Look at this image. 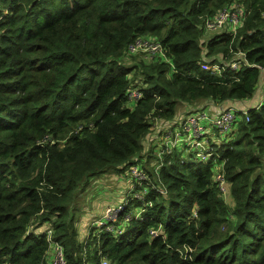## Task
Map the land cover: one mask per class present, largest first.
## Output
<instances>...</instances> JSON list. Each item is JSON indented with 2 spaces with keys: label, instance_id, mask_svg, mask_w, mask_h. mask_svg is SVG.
I'll list each match as a JSON object with an SVG mask.
<instances>
[{
  "label": "trees",
  "instance_id": "16d2710c",
  "mask_svg": "<svg viewBox=\"0 0 264 264\" xmlns=\"http://www.w3.org/2000/svg\"><path fill=\"white\" fill-rule=\"evenodd\" d=\"M231 1L0 0V264H51L46 223L64 264H264V96L247 118L235 110V132L218 150L232 205L212 158L186 162L174 151L142 160L154 158L151 169L142 163L148 204L118 235L91 228L81 243L71 212L91 177L123 172L137 154L141 162L150 118L173 119L178 103L254 95L264 0H241L247 12L236 35L200 45L201 17ZM144 35L161 43L173 69L143 54L125 64L128 45ZM236 52L245 58L237 69L201 66ZM134 85L140 96L129 108ZM139 206L128 201L120 221Z\"/></svg>",
  "mask_w": 264,
  "mask_h": 264
},
{
  "label": "built area",
  "instance_id": "2783aa9c",
  "mask_svg": "<svg viewBox=\"0 0 264 264\" xmlns=\"http://www.w3.org/2000/svg\"><path fill=\"white\" fill-rule=\"evenodd\" d=\"M246 12V6L241 0H233L213 15L202 17L201 27L203 30L209 32L225 30L227 33H235L236 30L243 25ZM139 52L147 53L149 58L157 61L167 62L170 68H174L171 58L166 55V51L161 43L151 35L138 36L128 45L129 54H136ZM235 54L236 57L232 58L229 62H224V64L218 62L206 64L203 62L201 66L202 68L210 69V73L212 74H220L222 69L225 70L227 67L237 69L245 63V58L243 52H236ZM139 96L140 92L137 87L128 88V106L133 107ZM235 110L238 109L229 107L220 109L216 114H211L204 106H199L197 109L187 111L183 115L173 119H163L158 116L152 117L149 126L150 130L147 134V140L150 141L151 151L147 150L146 153L148 154V151H150L155 157L162 158L164 154L174 151L181 152L183 149H187L188 152L194 153L196 158H200L201 160L212 158L214 162L213 169L215 168V171L213 170V178L217 181L220 193L224 194L226 191V180L222 170V162H217L216 158L218 157V152L213 150L215 146L212 143L218 145L219 134L224 131H228L226 138H231V135L234 133L233 124L236 119ZM242 112L246 114L247 118V111L245 110ZM154 129L157 131L154 132ZM214 132L217 134L215 140H213ZM201 136H205V140H201ZM142 158L146 157L144 156ZM124 173V175H131L127 177L130 189L127 201L120 202L117 205L107 206L102 216L103 221H101L98 226L95 224L100 228L99 230L108 229L115 235H118L122 231L129 219V215L127 214V217H125L121 223L118 221L119 214L127 206L128 200H138L140 202L141 209L135 214L137 218L141 217L140 214L143 210V206L148 204L143 201L142 198L145 193V187H141L148 182V176L146 175L145 169L142 167V163L139 162L138 157H133V161L125 168ZM158 188L162 193L165 192L162 187ZM156 232V230H153L154 234H156ZM51 235V229L46 230V236L50 246L49 252L51 253L50 260L52 259L51 264H64L62 245L58 241H55ZM98 253H100V251ZM101 264H108L104 257H102Z\"/></svg>",
  "mask_w": 264,
  "mask_h": 264
},
{
  "label": "rangeland",
  "instance_id": "374dc122",
  "mask_svg": "<svg viewBox=\"0 0 264 264\" xmlns=\"http://www.w3.org/2000/svg\"><path fill=\"white\" fill-rule=\"evenodd\" d=\"M223 7L224 6L217 8L212 14H209V15H213L215 12L221 10ZM202 20L203 18L201 17L199 26H201ZM237 30L235 33L232 32L230 34L236 35ZM203 32L204 33L200 38V41H201L200 45L202 46H205V43L210 37L218 33V32H209L205 30H203ZM222 32L226 33L225 30H223ZM204 49L206 48L204 47ZM140 57L141 56L139 54L128 56L127 59L125 60L126 62L125 64L133 65L137 63L138 58ZM214 57H218L219 59H221L222 54H216L214 55ZM231 59L232 58L226 59V60H231ZM204 62L206 64H212L217 61L211 62L209 59H205ZM203 69L207 70L206 68H203ZM133 83L139 84L140 83L139 78H137V80H135ZM186 106H187L186 103H178L176 112L183 111L184 108H186ZM151 120L152 118L149 119V121ZM234 126H236V122H234ZM153 131L156 132L157 130L154 129ZM227 134H228V131H224L219 134L218 145L213 149L214 151L217 152L221 147L224 146V144L228 140L226 139ZM232 136L233 135H231V137ZM216 138H217V134L214 132L213 140H215ZM200 139L205 140V136H201ZM150 148H151L150 141L147 140L146 142H144V148L142 149L141 153L144 154V156L146 157L147 153L145 154L144 152H146L145 150H150ZM188 153L189 152L187 149H183L181 151V157L186 158V162L192 161L193 160L192 158L197 159L194 153H192L191 156L188 155ZM138 155L139 154H137L134 157H137ZM141 159L144 160L145 158H141ZM153 162H154V158L151 157L148 162L143 161L142 163H143V166L147 170V169H151ZM213 170L215 171V168ZM108 173H112V172H108ZM114 173L117 176L113 178L111 176H110L111 178H109V176L108 175L106 176V174H102L101 176L98 177L97 175L99 174H97L95 175V179H92V177L90 178L89 183L84 187V189L82 190L76 189V193L74 197V205H73L71 212L73 214V219H74L73 225L76 227V230H77V239L81 243L87 240V236L89 232L91 231V228H94V231L98 232L100 228L97 226L100 225L101 221H103L102 216L107 206H113V205L119 204L120 202L127 201V197L130 191L129 181L127 180V177H130L131 175H124L125 174L124 172L122 173L114 172ZM100 179L102 180V182L107 183L109 188H107L105 184H101ZM222 195L224 196L227 204L232 205V198L229 196L227 188H226L225 193ZM140 209L141 207H131L129 208V211L125 213L133 214L134 216ZM120 218H123V215L118 218V221L121 223ZM50 258L51 256L47 259V261L51 263L52 259L50 260Z\"/></svg>",
  "mask_w": 264,
  "mask_h": 264
},
{
  "label": "crops",
  "instance_id": "0c3cea01",
  "mask_svg": "<svg viewBox=\"0 0 264 264\" xmlns=\"http://www.w3.org/2000/svg\"><path fill=\"white\" fill-rule=\"evenodd\" d=\"M257 88H259V89H257ZM263 96H264V70L261 71L260 79L256 85L255 93L252 97H250L248 99H240V100H225L221 103H218V102H205V103L208 104V107H206L207 110H209L212 114H216L219 109L227 108L229 106H235V107H239V108L255 107L257 104H259L261 102ZM205 103L203 102L200 104L205 105ZM186 107H188V106H186ZM178 116H181V112L179 113ZM109 172H112V171H109ZM102 174H106V176L108 175L109 178H111V177L113 178V177L117 176L114 172H112V173L104 172V173H100L97 176L99 177ZM92 179H95V175L92 177ZM100 181H101V184H105V186L107 188H109L107 183L102 182L101 179H100ZM47 228H48V225H45L43 229H47Z\"/></svg>",
  "mask_w": 264,
  "mask_h": 264
},
{
  "label": "clouds",
  "instance_id": "9594fccd",
  "mask_svg": "<svg viewBox=\"0 0 264 264\" xmlns=\"http://www.w3.org/2000/svg\"><path fill=\"white\" fill-rule=\"evenodd\" d=\"M233 1V0H232ZM229 4V3H228ZM246 9H247V7H246ZM219 32H222V31H219ZM218 32V33H219ZM227 33V32H226ZM145 36V35H144ZM151 36H153V35H151ZM154 37V36H153ZM136 54H143V56H145L148 60H152V58H149L148 57V54L147 53H142V52H139V53H136ZM131 55H135V54H131ZM167 55V54H166ZM168 56V55H167ZM153 60H155V59H153ZM155 61H157V60H155ZM172 61V60H171ZM230 61V60H229ZM229 61H225V62H229ZM167 63V62H166ZM168 64V63H167ZM169 65V64H168ZM170 66V65H169ZM130 87H136L135 85L134 86H130ZM129 87V88H130ZM136 104V103H135ZM127 106H128V104H127ZM208 107V104H206L205 103V105H202V104H199L198 106H196V107H186V108H184V110L183 111H177L175 114H174V117L173 118H176V117H178V115H179V113L181 112V115H183L184 113H186L187 111H190V110H192V109H197L198 107ZM129 107V106H128ZM229 107H234V108H236V109H238V110H240V111H247L248 110V108H239V107H235V106H229ZM229 107H227V108H229ZM129 108H132V107H129ZM207 109V108H206ZM223 109V108H222ZM220 110V109H219ZM218 110V111H219ZM209 111V110H208ZM210 112V111H209ZM211 113V112H210ZM212 114V113H211ZM159 117V116H158ZM164 119V118H163ZM150 122V121H149ZM150 126V125H149ZM149 133V132H148ZM147 133V134H148ZM216 133H217V131H216ZM147 136L148 135H146V137H145V140H144V142H146L147 141ZM215 147L217 146L215 143H212ZM145 151H147V150H145ZM151 151V150H150ZM150 151H148V154H151V155H153L152 153H150ZM218 152V151H217ZM145 154H146V152H144ZM144 156V155H143ZM154 156V155H153ZM141 159V158H140ZM142 160V159H141ZM141 163H142V161H141ZM157 167H159V165L157 166ZM124 172V171H123ZM119 173H122V172H119ZM163 188V187H162ZM164 189V188H163ZM128 201H130V200H128ZM128 203V202H127ZM140 207V206H139ZM141 216V215H140ZM139 218V217H138ZM48 229H50L49 228V226H48V228L46 229V230H48ZM45 230V231H46Z\"/></svg>",
  "mask_w": 264,
  "mask_h": 264
}]
</instances>
